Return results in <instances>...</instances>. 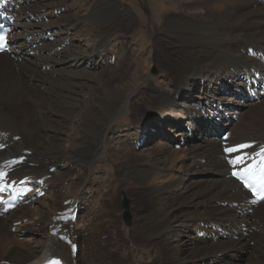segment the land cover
I'll return each mask as SVG.
<instances>
[{"label":"bare ground","instance_id":"bare-ground-1","mask_svg":"<svg viewBox=\"0 0 264 264\" xmlns=\"http://www.w3.org/2000/svg\"><path fill=\"white\" fill-rule=\"evenodd\" d=\"M6 1L14 6L11 14L15 34L11 36L10 55L8 52L0 55V172H9L5 181L11 188L29 185L24 193L26 199L32 196L39 199L29 206L24 205L26 199L23 197L17 207L24 206L23 210L0 214V263L110 264L111 252L102 248L93 250L89 246L86 256L82 254L84 262L80 254L75 255L72 243L76 239L71 235L72 230L57 227L67 214L68 204L64 199L59 201L54 191L58 183H66L70 173L61 162L71 165L82 161L92 168L96 165L95 159L98 163L103 161L108 140L116 133V127L105 119V114L112 113L115 117L120 113L116 104L124 94L115 88L116 78L108 76L105 62L109 54L99 50L102 45L99 38L106 32L101 33L99 26H92L86 34V31H80L77 40L68 42L73 33L66 26L79 19L66 15L67 10L71 14L79 9L77 18L86 20L82 16L83 10L86 9L87 13L88 8H94L89 5V0H72L75 8L68 5L67 1L71 0ZM194 1L198 10L196 17L183 16L180 21L197 29V43L174 45V55L179 61L162 69L167 73L165 76L148 78L143 84L151 98V103L145 107V122H150L148 126H156L151 115L157 116L155 121L157 118L161 120L157 125L159 130L161 125L164 131L174 125L171 133L179 137L184 136L185 117H189L190 123L191 120L201 121L198 128L204 127L205 132L210 129L204 120L210 119L221 122L220 131L224 130L226 121L220 111L225 113L227 110L225 115L236 118L237 113L231 107H224L230 100L223 98L217 90V78L212 77L216 75L215 71L222 72L223 77H217L224 78L227 92L231 89L235 93L239 86L246 91L249 85L254 87L256 81L264 80V17L263 14L260 16L264 12V0H247L251 2L245 4L242 0ZM44 17H47L46 21ZM28 18L30 21L26 23ZM107 21L102 25L111 20ZM232 22L235 25H230ZM218 27L221 30L216 29ZM99 33L101 36L97 38ZM243 38L251 41L243 42ZM109 43L113 45L111 41ZM225 47L232 49L222 52ZM203 54L207 56H201ZM132 77L138 81L142 79L137 69ZM199 88V95H196ZM107 95L111 105L116 107L113 112L103 114ZM131 101L125 103L123 110L133 114L135 110ZM177 103L188 113L174 115L173 106ZM245 104L246 108L255 109L256 117L253 118L257 119L246 125L245 130L234 124L229 128L233 131L228 129L229 136L226 134L227 139L225 137L222 142L212 143L208 138L198 136L194 144L171 151L165 160H151L148 170H139L135 175L126 174L143 187L144 197L152 204L147 223L130 234V243L134 249L154 248L160 244L163 248L160 252L166 257L161 259L155 249L156 256L149 264H198L200 260L222 256L229 261L226 264H234L236 259L240 262L238 264H264V203L255 204L228 177L234 170L264 164V153L257 151L264 144V100L254 106L249 102ZM230 105L236 104L231 101ZM173 138L171 136L169 140ZM161 144L165 145L158 143ZM184 150L187 152L186 167L178 169L174 178L164 176L177 167ZM23 153L26 160L20 162L18 158ZM89 169L84 167L86 175H89ZM193 173L202 175L192 181L189 177ZM47 176L50 178L45 179ZM79 196L77 191L75 194L69 192L65 199L74 198L72 206L76 209ZM32 205H35L34 209ZM247 208L254 211L247 212ZM137 220H134L136 224ZM12 227L21 235L12 234ZM188 228L194 229L196 240L190 237L187 240L185 231ZM219 228L235 233L238 239L230 240L225 235L222 239ZM54 231H58L56 235L52 234ZM183 232L185 235L179 245H175L174 234L179 238ZM29 233L41 239L39 246L24 245L22 235ZM189 241H192V247ZM91 254L93 258L89 257Z\"/></svg>","mask_w":264,"mask_h":264},{"label":"rangeland","instance_id":"rangeland-1","mask_svg":"<svg viewBox=\"0 0 264 264\" xmlns=\"http://www.w3.org/2000/svg\"><path fill=\"white\" fill-rule=\"evenodd\" d=\"M242 1L244 4L251 2H248L247 0ZM260 1L261 0H255V2ZM67 2L69 6H73L75 4L72 0L71 2ZM194 2V0H89V5L92 4L91 7L94 8H88L89 11H87V13L85 12L86 9L83 10L82 16L85 17L86 20L77 18V15H79V9H75L71 12V14L67 10L66 15H71L76 17L75 19H79V21H76L75 24L74 21L68 22L66 26V28H70V31L73 33L72 37L68 39V42L70 40H77L79 38L77 35L80 34V31H86V34L90 31L89 28L92 26L95 28L99 26L102 29L101 33H104V31L106 32L102 36L100 35L101 33L97 36V38L101 36L99 40L102 41V45L99 47V50L109 54V59L105 62L107 65V72H109L108 76L116 78L114 86L124 94V97L116 104L117 109L120 108V113L115 117H113L112 113L108 115L105 114V119L107 118L108 121L116 127V133L109 138L110 140H108L109 146H107L103 161L98 163L95 159L94 164L96 165L92 168L90 165H85L82 161L74 163L75 165H69L65 161L61 162V166H64V168H66L70 173L66 177V183H58L57 188L54 191L56 196L59 198V201H63V199L66 200L65 202L68 204V211L66 216L60 219V223H58L57 227H59V229L64 228L69 229L70 231L72 230L71 235H75L76 239L73 244H76L78 248V252L75 253L76 255L80 254L82 262H84L83 255L86 256V249L89 246L93 250H96V248H102L107 253L111 252L112 263L110 264H120L121 262L127 264H149L156 256V252L154 251L155 249L161 254V259L166 258L165 256L163 257L164 253H161L163 252V248L160 244L155 245L154 248L145 249L139 247V249H134L135 247L130 243V234H133L134 231L140 230L143 223H147L152 204L146 197H144L145 190H143V187L138 186L135 182L136 179L131 180L128 176H126V174L135 175L139 170H148L152 163L151 160H165L171 151H175V149L181 150L184 146L194 144L197 141L198 136H204L212 143L215 141L222 142L227 139V136H229L227 134L228 131H233L229 128H231L234 124L237 125L238 128L241 127L245 130L247 128L246 125L252 124L253 121V123L257 121L256 118H253V116H255V109H248V107L246 108V104L242 103V100L245 99L243 96V92L245 91L244 88L239 86L235 93L231 89L230 92H227L224 86L225 82L224 78H222V72L215 71V75L212 71V74L215 75L212 77L217 78V90H220V95L226 100H230L224 105V107H231L232 110L237 113L236 118H234L225 115L227 110L225 113L220 111L224 121V116L228 117L226 123H223L226 125L223 131H220L219 128L221 122L213 119L204 120L205 123H207L206 127L210 129L208 132H205L204 127H201V130L198 128L201 121L191 120V124L189 117H185L183 122V126L185 127L184 136L179 137L176 136L177 134L171 133V127L174 125L169 126L168 131L162 130L163 125H161L162 129L159 130L157 125L161 120L160 118H157L155 121L157 116L151 115V118H154L153 122L156 123V126H148L150 122H145L144 117L147 115L145 107L148 105V102L151 103V98L143 84H146L148 78L159 79L161 76H165L167 73L162 69H164V67H169V65H174L179 61L174 55V45H183L185 43L193 45L197 43V29H193V25H188L180 21L183 16L191 18L196 17L198 10L196 9L197 7L194 6ZM92 15L97 16V18H94ZM261 15L264 17V12H262L260 16ZM46 19L47 17H44V21H46ZM109 19L111 20L110 23L103 26L102 23L109 22L107 21ZM29 21L30 18L26 20V23ZM32 21L35 22L34 18H32ZM87 25L89 26L88 28ZM230 25L233 26L235 24L232 22ZM116 27L119 28L115 29ZM216 29L221 30L219 27ZM186 30H188V32ZM251 30L254 31L253 29ZM109 41H111L113 45L110 44ZM242 41L247 42L251 41V39L243 38ZM202 42H204V40ZM114 44L116 45L114 46ZM209 49H213L214 52L220 51L214 48ZM231 49L232 48L225 47V50L222 52H225L226 50L230 51ZM201 56H207V54H203ZM97 59L99 60V58ZM136 69L142 78L140 81L132 77V74L136 73ZM220 75L222 77H217ZM199 91L200 88L196 90V95H199ZM129 100H132V109L135 110L133 114L126 112L127 109L123 110L125 103ZM178 100L181 99L179 98ZM231 101H234L236 105L231 106ZM116 106L113 107L111 105L107 95V100L104 102L103 114L112 111ZM173 107V111L175 112L174 115L182 114L183 116L185 114L182 112H186V114L188 113V111L183 108L180 103H177V105H174ZM245 110L247 111L245 112ZM234 119L236 121L238 120V122L235 123L236 121ZM188 127L196 132L194 142L188 136L186 130ZM171 136L174 138L170 141L169 138ZM223 137L224 139H222ZM159 142H162L165 145H158ZM115 149L117 150V153H115ZM185 154H187V152L185 150L182 151V157L180 158V162L177 167L174 170L169 171L170 173L168 172L163 175L167 178H174V176L179 172L178 169L184 166L186 167L187 156ZM123 164L125 165L122 170L121 166ZM84 167H88V169L91 168V170L89 169V175L85 174ZM210 169L212 168L210 167ZM201 175L202 174L193 173L190 175L189 179L196 181ZM49 178L50 176H47L45 179ZM83 178H86L85 181L80 182ZM40 182L42 183L43 180ZM76 191L80 195V203L76 208L78 210L77 218L74 219L72 213L73 210H76L75 207H73L75 204H73L74 198L72 199L71 197L69 199H65V196H68L69 192L71 194H75ZM37 199H39L38 196L35 199H26L24 205L27 204L30 206L31 204H34V200L36 202ZM126 199L129 201V213L133 221L130 227L125 225L122 217V214L125 211L123 202ZM232 205L234 206V204ZM23 207L17 209L16 212L23 210L25 208ZM31 207L34 209L35 205H32ZM133 210L136 211L135 214ZM135 219H138V224L135 223ZM10 231L12 234L17 233V235H21V233H19V231L17 232V229L13 227ZM74 231H77L78 234ZM57 232L58 231H54L52 234L56 235ZM185 232L187 240L189 237L191 240H196V233H194L195 231L193 228H188ZM183 233L179 236V238H177L174 234L173 241L175 245H179L180 240H182V236L185 235V233ZM22 236L25 243L24 245L26 246L29 243L39 246V243L41 242V239L33 237L30 233ZM220 236L224 239V234H220ZM31 237L34 238L32 239L33 241H27L30 240ZM134 239L137 240L136 238ZM137 241L140 242L139 240ZM191 242L192 241H189L190 247L193 246ZM117 244L118 246H116ZM92 254H94V251H92ZM92 254L89 257L93 258ZM237 260L238 259L234 261V264L240 263ZM161 262L163 261L161 260ZM226 262L228 263L229 261L225 260V257L222 256L218 259L207 258L204 261L200 260L198 264H226Z\"/></svg>","mask_w":264,"mask_h":264},{"label":"water","instance_id":"water-1","mask_svg":"<svg viewBox=\"0 0 264 264\" xmlns=\"http://www.w3.org/2000/svg\"><path fill=\"white\" fill-rule=\"evenodd\" d=\"M123 206H124V212H123V221L125 223V225L127 227H130L131 223H132V219H131V216L129 214V209H130V205H129V201L126 199L124 202H123Z\"/></svg>","mask_w":264,"mask_h":264},{"label":"snow or ice","instance_id":"snow-or-ice-1","mask_svg":"<svg viewBox=\"0 0 264 264\" xmlns=\"http://www.w3.org/2000/svg\"><path fill=\"white\" fill-rule=\"evenodd\" d=\"M226 151H231L232 149H225ZM262 198H264V193H262ZM52 264V262H50Z\"/></svg>","mask_w":264,"mask_h":264}]
</instances>
